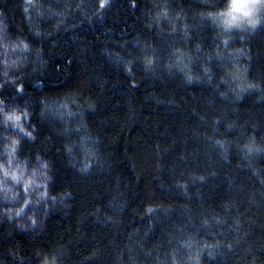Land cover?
<instances>
[{
  "label": "trees",
  "instance_id": "trees-1",
  "mask_svg": "<svg viewBox=\"0 0 264 264\" xmlns=\"http://www.w3.org/2000/svg\"><path fill=\"white\" fill-rule=\"evenodd\" d=\"M104 2L0 0V110L28 113L16 160L48 193L26 229L0 199V264H264V23Z\"/></svg>",
  "mask_w": 264,
  "mask_h": 264
},
{
  "label": "rangeland",
  "instance_id": "rangeland-1",
  "mask_svg": "<svg viewBox=\"0 0 264 264\" xmlns=\"http://www.w3.org/2000/svg\"><path fill=\"white\" fill-rule=\"evenodd\" d=\"M21 46L9 44L3 38V26L0 18V79L7 78V70H13L16 64L19 62V54L21 52ZM6 71V72H5ZM4 112H22L17 109L6 108ZM21 126L25 128V121L21 122ZM27 137L21 131L13 125L11 121H5L1 116L0 118V162H7L8 155L5 145L11 144L13 140L19 141L20 138ZM17 146V144H16ZM11 167L17 176L27 180L29 178L34 180V184L30 186L29 193L26 194L23 191V183L19 186L16 182H13L9 177H4L0 173V199L4 204V209L1 213H6L14 217L19 226L22 229L33 228L37 225L39 215L44 210L46 197L45 193L46 185V173L42 165H36L34 168H30L25 164L18 163L16 160V154L11 161ZM24 200H28L27 205L24 204ZM21 209L23 211L21 212ZM20 213V215H18ZM35 221V222H34ZM47 264H55V262H49Z\"/></svg>",
  "mask_w": 264,
  "mask_h": 264
},
{
  "label": "clouds",
  "instance_id": "clouds-1",
  "mask_svg": "<svg viewBox=\"0 0 264 264\" xmlns=\"http://www.w3.org/2000/svg\"><path fill=\"white\" fill-rule=\"evenodd\" d=\"M219 13L221 15H218L216 20L222 30L226 32L251 30L264 23V0H223L222 10ZM23 113L0 110V116L5 121H11L17 128H20L22 121L28 119V115L25 116ZM15 117H19V121ZM13 142L5 145L8 155L7 162H0V169L9 173H14L11 167V161L14 156ZM9 178L11 179V176Z\"/></svg>",
  "mask_w": 264,
  "mask_h": 264
},
{
  "label": "snow or ice",
  "instance_id": "snow-or-ice-1",
  "mask_svg": "<svg viewBox=\"0 0 264 264\" xmlns=\"http://www.w3.org/2000/svg\"><path fill=\"white\" fill-rule=\"evenodd\" d=\"M27 3L29 4V6H31V0H27ZM109 6H110V5H109ZM100 7H101V9H103V8L105 7V2H104V0H101ZM25 12H26V13L28 12V8H27V7L25 8ZM210 15H211V14H210ZM218 15H221V13H217L216 16L213 17V19H215ZM21 43H22V42H21ZM227 44H228V42L225 41V45H227ZM23 47L26 49L28 46H27V45H23ZM147 62L150 64V63H151V60H148ZM5 75H7V73H6ZM250 87H251V85H250ZM16 92H17L18 95H23V92H24V88H23V86L17 88V89H16ZM2 103H3V102L0 101V104H2ZM73 103H74V101H73ZM61 107H62V108H67V105L65 104V105H62ZM23 114H24L25 116L28 115L27 112H24ZM61 115H63V114H61ZM67 115H69V116H75V113H72V112L69 111V112L67 113ZM15 119H16L17 121H19V117H15ZM20 131H21L25 136H27V137H29V138H33V137H32V133L29 132V131H25V128H24L23 126H20ZM13 144H14V147H13V153H15V151H16V146H15V145L17 144V141H14ZM69 151H71V149H69ZM38 159H39V158H38ZM42 167L46 168V167H47V164H43ZM81 171H87V167H85V169H82ZM0 173H2V175H3L4 177H9V176H11L12 181H13V182H16V184H17L18 186H19L21 183H23V191H24V193H26V194L29 193L30 186H32V185L34 184V180L31 179V178H29V179H27V180H23L22 177L17 176L15 173H9V172H7L6 170H3V169H0ZM43 195H44V196H47L48 193L45 192ZM28 203H29L28 200H24V204H25V205H27ZM22 211H23V209H21V212H22ZM150 211H151V210H150ZM18 215H20V213H18ZM34 222H35V221H34Z\"/></svg>",
  "mask_w": 264,
  "mask_h": 264
}]
</instances>
